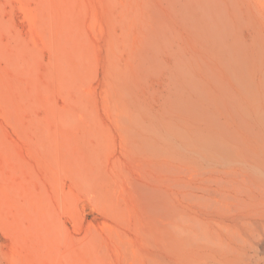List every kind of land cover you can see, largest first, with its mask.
<instances>
[{
    "label": "rangeland",
    "instance_id": "374dc122",
    "mask_svg": "<svg viewBox=\"0 0 264 264\" xmlns=\"http://www.w3.org/2000/svg\"><path fill=\"white\" fill-rule=\"evenodd\" d=\"M0 264H264V0H0Z\"/></svg>",
    "mask_w": 264,
    "mask_h": 264
}]
</instances>
